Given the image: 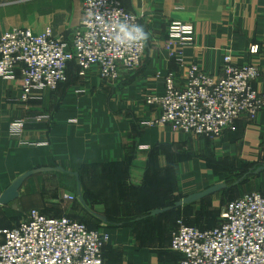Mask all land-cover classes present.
Here are the masks:
<instances>
[{
    "label": "crops",
    "instance_id": "0c3cea01",
    "mask_svg": "<svg viewBox=\"0 0 264 264\" xmlns=\"http://www.w3.org/2000/svg\"><path fill=\"white\" fill-rule=\"evenodd\" d=\"M120 1L141 17L150 38L141 65L122 71L119 81L104 82L97 72L82 79L71 63L67 83L25 104L19 72L15 79L0 78V198L32 173L19 197L0 206V229L17 226L36 209L108 234L107 264H180L171 239L191 204H176L201 193L212 166L231 159L264 164V112L254 122L239 120L237 132L210 139L148 125L158 110L145 100L164 91L162 77L169 73L185 85L167 49L173 21L195 28L194 45L182 53L186 64L219 76L230 55L237 64L260 68L254 87L264 91V0ZM81 19V0H0V37L14 28L39 34L50 27L69 41ZM255 46L259 52L251 54ZM39 114L51 122L10 135L12 122Z\"/></svg>",
    "mask_w": 264,
    "mask_h": 264
},
{
    "label": "built area",
    "instance_id": "2783aa9c",
    "mask_svg": "<svg viewBox=\"0 0 264 264\" xmlns=\"http://www.w3.org/2000/svg\"><path fill=\"white\" fill-rule=\"evenodd\" d=\"M82 1V19L73 37L65 41L47 27L42 33L14 28L0 37V78L21 79V101L41 99L67 83L71 63L85 79L97 72L104 82L115 83L122 71L137 69L146 54V42L119 48L112 42L117 22L142 24L141 17L120 0H103L98 8ZM87 21V23H86ZM167 49L185 73V85L175 75L162 77L164 91L146 97L158 110L151 126H170L177 133L217 139L235 132L243 118L250 122L264 112V91L255 89L260 68L237 64L230 55L222 61L221 75L214 76L197 64H186L183 50L195 42L192 23L173 21L168 29ZM259 47H252L257 54ZM48 114L9 125V133L20 137L30 124L50 123ZM65 199L73 200L72 196ZM222 222L209 229L177 221L171 249L182 255L180 264H264V194L251 192L228 202ZM109 236L67 216L47 217L32 210L14 228L0 229V264H107L104 249Z\"/></svg>",
    "mask_w": 264,
    "mask_h": 264
},
{
    "label": "rangeland",
    "instance_id": "374dc122",
    "mask_svg": "<svg viewBox=\"0 0 264 264\" xmlns=\"http://www.w3.org/2000/svg\"><path fill=\"white\" fill-rule=\"evenodd\" d=\"M208 170L203 190L219 184L226 188L214 195L188 205L182 212L186 222L194 227L217 226L222 222L224 205L231 199L250 192H264V164L249 161L226 160L222 165L212 166ZM204 188V189H202Z\"/></svg>",
    "mask_w": 264,
    "mask_h": 264
},
{
    "label": "clouds",
    "instance_id": "9594fccd",
    "mask_svg": "<svg viewBox=\"0 0 264 264\" xmlns=\"http://www.w3.org/2000/svg\"><path fill=\"white\" fill-rule=\"evenodd\" d=\"M88 3L91 8H98L103 0H88ZM149 38L150 34L143 25L128 22H117L112 34V42L119 48H132L147 42Z\"/></svg>",
    "mask_w": 264,
    "mask_h": 264
},
{
    "label": "water",
    "instance_id": "95a60500",
    "mask_svg": "<svg viewBox=\"0 0 264 264\" xmlns=\"http://www.w3.org/2000/svg\"><path fill=\"white\" fill-rule=\"evenodd\" d=\"M31 174L32 173H28L25 177H22L21 179H19L16 183H14L10 188L6 190V192L0 198V206L7 205L19 197V190L22 187L25 178H27ZM225 188H226L225 184H219L214 187H210L201 193L193 194V195L186 197L184 200L178 202L176 204V207L193 204L195 202H198L199 200H202L205 197L214 195L222 191ZM161 212H163V210H157L156 214H159Z\"/></svg>",
    "mask_w": 264,
    "mask_h": 264
},
{
    "label": "trees",
    "instance_id": "16d2710c",
    "mask_svg": "<svg viewBox=\"0 0 264 264\" xmlns=\"http://www.w3.org/2000/svg\"><path fill=\"white\" fill-rule=\"evenodd\" d=\"M76 67H77V66H76ZM77 68H78V67H77ZM68 76H69V74H68ZM68 81H69V79H68ZM237 131H238V126H237V130H236L235 132H237ZM235 132H234V133H235ZM231 133H233V132H231ZM262 194H264V192H262ZM238 198H240V197H236V198H234V199H231V200H229L228 202L233 201V200L238 199ZM228 202H227V203H228ZM225 205H226V204H225ZM225 205H224V206H225ZM174 206H175V205H174ZM61 217H62V216H61ZM179 219H183V221L185 222V224H186V225H189V224L186 222V220H185L184 218L181 217V218H179ZM179 219H178V220H179ZM189 226H191V225H189ZM15 227H16V226H15ZM213 227H215V226L204 227V228L197 227V228H200V229H209V228H213ZM13 228H14V227H13ZM90 229H91V228H90Z\"/></svg>",
    "mask_w": 264,
    "mask_h": 264
}]
</instances>
